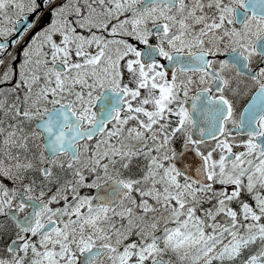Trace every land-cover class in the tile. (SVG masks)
Segmentation results:
<instances>
[{"label":"snow or ice","instance_id":"obj_1","mask_svg":"<svg viewBox=\"0 0 264 264\" xmlns=\"http://www.w3.org/2000/svg\"><path fill=\"white\" fill-rule=\"evenodd\" d=\"M0 264H264V0H0Z\"/></svg>","mask_w":264,"mask_h":264}]
</instances>
